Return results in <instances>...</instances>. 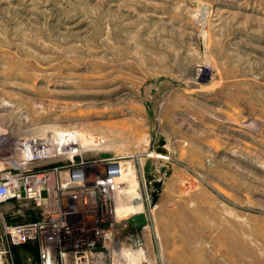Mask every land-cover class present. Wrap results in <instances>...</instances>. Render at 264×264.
I'll use <instances>...</instances> for the list:
<instances>
[{"label": "rangeland", "instance_id": "obj_1", "mask_svg": "<svg viewBox=\"0 0 264 264\" xmlns=\"http://www.w3.org/2000/svg\"><path fill=\"white\" fill-rule=\"evenodd\" d=\"M41 126L134 168L144 208L118 236L148 264H264V0H0V138ZM15 247L3 264L38 258Z\"/></svg>", "mask_w": 264, "mask_h": 264}, {"label": "built area", "instance_id": "obj_2", "mask_svg": "<svg viewBox=\"0 0 264 264\" xmlns=\"http://www.w3.org/2000/svg\"><path fill=\"white\" fill-rule=\"evenodd\" d=\"M94 139L85 142L77 127L1 136L0 152L8 166L0 175V264L13 247L32 240L39 251L30 264H104L113 253L119 228L130 224L117 214L116 175L110 166L115 161L96 151L100 144ZM13 200L34 203L37 217L6 222L1 211ZM8 210L13 207L3 209ZM24 213L20 208L15 214Z\"/></svg>", "mask_w": 264, "mask_h": 264}, {"label": "bare ground", "instance_id": "obj_3", "mask_svg": "<svg viewBox=\"0 0 264 264\" xmlns=\"http://www.w3.org/2000/svg\"><path fill=\"white\" fill-rule=\"evenodd\" d=\"M41 127L42 128H35L36 131L38 130L39 132H42L40 135L46 134L48 132L47 126H41ZM52 127H54V125H52ZM94 136L93 135L90 136L86 133L85 134L83 133V139L87 143H89V141H93V138L96 139V140L94 139V141H99ZM99 144L97 143V145ZM154 156L165 157L163 155L161 156L158 154H154ZM110 166L112 168L111 169L112 172L116 175L115 193L117 199V213L133 214L139 212L140 210H143L144 208L143 197H142V193L138 190L137 185L135 184L134 168L132 166L131 168L125 167L123 166V164L119 166L118 165L115 166L112 163H110ZM124 181L126 182V186H122V184L124 185L123 183ZM137 228L138 227L133 229L137 230ZM137 231H139V229ZM136 240H138V238ZM135 244L137 246L127 248L125 246H120L121 244L119 242L118 245L119 252H117V256H119L123 260V263L119 262V264H148L147 263L148 255L145 244L142 243L141 240L136 241L133 245Z\"/></svg>", "mask_w": 264, "mask_h": 264}, {"label": "water", "instance_id": "obj_4", "mask_svg": "<svg viewBox=\"0 0 264 264\" xmlns=\"http://www.w3.org/2000/svg\"><path fill=\"white\" fill-rule=\"evenodd\" d=\"M155 192H156V191H155ZM155 202H156V197L153 196L152 201H151V206H153V205L155 204ZM139 238L141 239L140 234H139ZM135 245H136V244H135Z\"/></svg>", "mask_w": 264, "mask_h": 264}, {"label": "crops", "instance_id": "obj_5", "mask_svg": "<svg viewBox=\"0 0 264 264\" xmlns=\"http://www.w3.org/2000/svg\"><path fill=\"white\" fill-rule=\"evenodd\" d=\"M10 204H13V203H10ZM15 248H17V247H15Z\"/></svg>", "mask_w": 264, "mask_h": 264}, {"label": "trees", "instance_id": "obj_6", "mask_svg": "<svg viewBox=\"0 0 264 264\" xmlns=\"http://www.w3.org/2000/svg\"><path fill=\"white\" fill-rule=\"evenodd\" d=\"M16 249V248H15Z\"/></svg>", "mask_w": 264, "mask_h": 264}]
</instances>
